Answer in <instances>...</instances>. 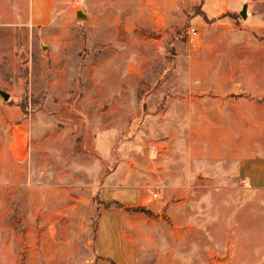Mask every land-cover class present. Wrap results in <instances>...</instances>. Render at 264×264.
<instances>
[{"label": "rangeland", "instance_id": "rangeland-1", "mask_svg": "<svg viewBox=\"0 0 264 264\" xmlns=\"http://www.w3.org/2000/svg\"><path fill=\"white\" fill-rule=\"evenodd\" d=\"M255 2L55 0L32 27L31 0H0V264L93 263L110 174L154 208L117 229L135 264H264ZM256 156L254 181L233 172Z\"/></svg>", "mask_w": 264, "mask_h": 264}, {"label": "crops", "instance_id": "crops-1", "mask_svg": "<svg viewBox=\"0 0 264 264\" xmlns=\"http://www.w3.org/2000/svg\"><path fill=\"white\" fill-rule=\"evenodd\" d=\"M264 2L261 4L253 3L252 5L247 7L248 20L250 22V27L257 33H261L264 35V13L258 11L255 8L263 7ZM55 4V0H31L30 7V15H29V23L32 27H45L51 23V15L53 6ZM256 10V11H255ZM254 12H257L254 14ZM241 104L236 102H224L221 106L222 111L227 115L228 119H225L226 125H224L225 129H229V122L232 118H236V115L241 117ZM256 113V112H255ZM256 117V116H255ZM225 118V116H224ZM235 120V119H233ZM224 122V124H225ZM228 123V124H227ZM232 127V126H230ZM256 130V128H255ZM232 133H236V126L233 125ZM237 145V144H236ZM235 146V141L231 143L230 147ZM240 147V145H237ZM236 149V148H235ZM236 153L235 151L232 154ZM202 160V165L194 167L192 174H200L204 173L205 169H209L210 164L204 163V160L209 159L208 152H202L200 156H197ZM257 156L254 159L250 158L249 161L242 162L239 157L238 160H234L232 164L233 172L237 174H241L244 171L246 176L250 181H254L253 177L255 173L259 172V163L257 161ZM243 169V170H242ZM114 174H110L105 179L104 186L101 190V197L105 203H119L124 208L118 209L116 207L105 208L99 220V229L96 237V260L93 263L88 264H135L134 252L132 251L129 245H125L122 241L120 244L117 238V229L121 227L123 230V226L125 221L127 222L130 218V212L128 208L133 207H145L151 212H153L154 208L149 205L148 198L146 196V192L141 187H132V186H114ZM261 181L264 182V179ZM112 223L109 224L110 217ZM109 219V221H108ZM123 248L122 252L125 254L121 258H115L113 255V248L120 249ZM125 248V249H124Z\"/></svg>", "mask_w": 264, "mask_h": 264}, {"label": "trees", "instance_id": "trees-1", "mask_svg": "<svg viewBox=\"0 0 264 264\" xmlns=\"http://www.w3.org/2000/svg\"><path fill=\"white\" fill-rule=\"evenodd\" d=\"M110 207H116L118 209H123L124 207L120 205L119 203H104V208H110ZM128 211L133 212V213H145L147 215H152V212L148 210L145 207H133V208H128ZM114 264V263H112Z\"/></svg>", "mask_w": 264, "mask_h": 264}, {"label": "water", "instance_id": "water-1", "mask_svg": "<svg viewBox=\"0 0 264 264\" xmlns=\"http://www.w3.org/2000/svg\"><path fill=\"white\" fill-rule=\"evenodd\" d=\"M247 15V7L244 8L243 12H241V16L246 17ZM5 100H9L10 96L4 92H0Z\"/></svg>", "mask_w": 264, "mask_h": 264}, {"label": "built area", "instance_id": "built-area-1", "mask_svg": "<svg viewBox=\"0 0 264 264\" xmlns=\"http://www.w3.org/2000/svg\"><path fill=\"white\" fill-rule=\"evenodd\" d=\"M193 34H196L195 31H193ZM155 197H157V195H154Z\"/></svg>", "mask_w": 264, "mask_h": 264}]
</instances>
